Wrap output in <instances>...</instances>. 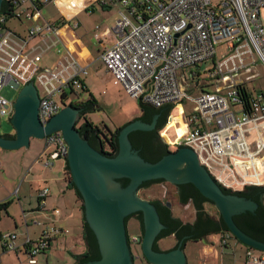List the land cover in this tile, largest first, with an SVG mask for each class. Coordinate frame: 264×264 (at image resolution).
Returning a JSON list of instances; mask_svg holds the SVG:
<instances>
[{"label":"built area","instance_id":"obj_1","mask_svg":"<svg viewBox=\"0 0 264 264\" xmlns=\"http://www.w3.org/2000/svg\"><path fill=\"white\" fill-rule=\"evenodd\" d=\"M5 1L11 11L10 17L0 14V117H10L13 102L2 95L3 87L33 82L41 89L38 117L45 124L61 108L56 95L67 89L84 88L83 77L88 70L62 43L59 31L63 27L46 19L42 9L50 4L69 15L91 9L77 0ZM26 2L29 6L23 7ZM93 3L105 8L118 3L122 7L118 9L115 25L109 28L115 34L114 40L104 43L97 34L103 48L99 57L114 82L122 85L131 97L141 96L156 107L170 104L179 111L185 137L177 138L173 145L191 147L199 163L224 188L236 191L244 185H264L257 163V154L264 149V138L259 132L264 127V97L262 93L253 95L247 110L238 91L246 83L239 77L241 69L245 73L250 70L255 54L264 63V0H94ZM11 17H24L32 22L23 36L6 26ZM67 26L75 28L77 23ZM220 44H225L227 50L216 59ZM51 48L57 54L64 52L53 69L41 65L42 56ZM209 59L212 66L200 77L194 66L200 67ZM211 80L217 84L215 91L201 88ZM64 102L61 98V103ZM183 103L191 106L189 113L181 106ZM44 141L53 147L50 158L65 159L67 144L61 131L48 134ZM49 164L46 159L44 165ZM46 193L44 189L39 195ZM44 204L43 201L41 206ZM47 236L44 231L38 241L26 240L29 264H38L35 256L47 248ZM220 236L229 238V234ZM2 237L6 248L19 250L16 233H5ZM130 241L139 243L141 238L134 236ZM225 243L223 240L222 244ZM246 258V264H264V255L258 256L250 248L246 250Z\"/></svg>","mask_w":264,"mask_h":264},{"label":"water","instance_id":"obj_2","mask_svg":"<svg viewBox=\"0 0 264 264\" xmlns=\"http://www.w3.org/2000/svg\"><path fill=\"white\" fill-rule=\"evenodd\" d=\"M3 2L5 0H0V10ZM39 99L38 89L33 82L21 87L9 114L13 132L0 133V148L27 147L32 138L44 139L52 132L61 131L67 144L65 159L71 178L68 184L74 185L82 196L85 218L95 233L101 255L98 260L82 264H134L135 256L129 248L125 218L138 211L143 221L140 257L149 264H186L182 240H176V247L169 250L153 249L155 239L164 225L153 203L138 194V187L147 180L155 179L166 180L174 185L192 183L204 197L213 202L236 239L264 252V242L243 232L233 221L236 214L254 211L257 203L236 194H225L221 185L199 163L191 147L180 145L153 163L145 161L132 148L129 133L154 129L157 116L153 117L151 123L136 119L125 124L117 136L118 150L111 155L95 149L80 134L77 127L80 114L76 107L62 103L58 112L42 124L38 117ZM120 178L129 181L121 186L118 182ZM166 206L171 208L168 201Z\"/></svg>","mask_w":264,"mask_h":264},{"label":"crops","instance_id":"obj_3","mask_svg":"<svg viewBox=\"0 0 264 264\" xmlns=\"http://www.w3.org/2000/svg\"><path fill=\"white\" fill-rule=\"evenodd\" d=\"M77 1L83 6H89L91 11L86 12L85 10H81L75 15L70 14V16L69 14L62 13L58 16L57 20L54 22L59 27H63L62 30L59 31V37L62 43L69 48L73 57L81 65L85 66L87 70L95 64L96 59H98L105 68L99 57L103 49L102 45L99 43V38L101 41L103 39L111 43L114 40L115 34L112 33L108 27L100 28L96 25L95 28L99 29H95L94 37H96L94 40L98 45V55L97 58H91L89 52H87L88 49L86 44L81 42L80 36L74 34L73 31L76 28H81L82 23L79 21L75 22L77 23L75 28H68L67 25L72 24L70 21L78 15L91 16L101 7L93 3L94 0ZM37 21L40 22V18ZM30 24H32V22H29L28 26ZM97 34L99 38H97ZM38 41L39 39L36 38L35 42ZM77 42L80 43L79 47L76 46ZM44 56L55 63V59L53 60V56H55L54 48H51L42 56V66ZM106 72L112 78L113 84L120 85L114 82L113 76L109 71L106 70ZM216 86L217 84L214 81L205 82V84H202L201 88L215 91ZM59 94L60 97L63 95V93ZM65 94H67V91H65ZM66 99L64 100L66 101ZM69 102L70 101L64 103L69 105ZM261 136L264 138V134ZM32 139L27 147H20L17 149L0 148V169H2V171H0V190H8L7 192L9 193V198H7L6 193H4V198L0 200V218H5V221L9 222V224L0 227V264H29L26 251V240L28 239L30 242H36L43 236L44 231L48 232V245L45 250L35 256L38 264H41L39 261L40 257H44L45 264H74L75 260L72 255L83 253L86 247L82 238V218L79 201L74 190L68 184L69 180L65 174V159L50 158L53 147L47 146L45 141L41 146H38ZM46 159L50 160L48 166L44 165ZM257 163H259L258 168L264 183V149L257 154ZM44 189H47V193L44 196H40L39 192ZM43 201L45 204L41 206ZM55 210H57V212ZM20 214L23 215L24 224L22 223ZM71 222L76 225L74 235L69 234L68 226ZM9 232L16 233L17 237L15 242L19 245V250H11L3 245L4 241L2 236ZM220 234H215L219 236L220 241L216 239V241H207V244H205L204 250L207 254V264H223L220 252L223 249V240H226L227 243L228 238L221 237ZM169 236L172 237L173 235ZM176 243L177 241H175L174 245ZM187 243L188 241L185 242L183 247L184 250ZM227 245L232 249L231 251L234 254L240 247V244L235 240H229ZM158 246L161 250L169 249L162 248L160 242ZM247 249L248 248L244 247L245 253ZM55 253L57 255H55ZM58 258H60L61 261H58Z\"/></svg>","mask_w":264,"mask_h":264},{"label":"rangeland","instance_id":"obj_4","mask_svg":"<svg viewBox=\"0 0 264 264\" xmlns=\"http://www.w3.org/2000/svg\"><path fill=\"white\" fill-rule=\"evenodd\" d=\"M29 4L26 2L23 4V7H28ZM122 8L118 3H112L107 8L102 9L98 8L91 16L78 15L76 18L70 21V25H74L75 22L79 21L82 23L81 28L74 29V34L80 36V41L86 44L87 49L91 58H97L98 55V45L94 40L95 34V26H99L100 28H111L115 25V22L118 18V9ZM62 11L54 9L51 5H47L42 14L46 17V19L50 21H56L58 16H60ZM71 14V13H70ZM76 13H72L71 15H75ZM70 15V16H71ZM29 22H27L26 18H8L6 22V26L13 30L15 33L19 35H24L26 32V28ZM57 25V24H56ZM109 38V37H108ZM104 42H107L106 40ZM108 44V42H107ZM80 43L77 42L76 46L79 47ZM227 47L225 44H220L216 48V59H220L222 55L226 52ZM64 52L60 54H56L53 56V60L55 61L58 58L63 57ZM255 62H252L251 59H247V62L251 61L250 70L245 73L243 69H241V74L239 77L246 81V84L250 91L254 93H263L264 95V63L258 57L257 54L254 55ZM250 64V63H249ZM248 64V65H249ZM43 66L53 69L55 66L54 61L46 58H43ZM212 66V60L209 59L205 63H201L200 67L194 66L196 68V72L200 77L204 76V71ZM186 73L189 71V68L185 69ZM238 78V76H236ZM209 82H213L212 80ZM84 88H74V91L67 89V99L66 102H79L84 101L90 97H93L97 103L99 104V109L90 111L86 113L85 117H81L77 120V125H80L85 119L91 121L93 124L98 125L105 133H108L107 129L114 130L117 126L124 124L126 121H130L133 117L139 115V105L138 99L131 97L129 94H126L120 85H115L112 82V78L109 74H107L106 69L103 67L102 63L96 59L95 64L92 65L88 69V74L83 77ZM38 94H41V89L38 83H35ZM208 87V86H207ZM21 87H10L9 85H5L2 89V95L7 98L14 100L18 95ZM56 100L62 106L61 97L58 93L56 95ZM186 113L190 112L191 106L187 103H183L181 105ZM175 109L171 112L168 117V121L166 126L161 128L160 134L164 138V141L171 147L176 148L173 145V142L179 138V140H183L185 137V128H184V120L181 116H179V111L175 113ZM172 116H174L172 118ZM181 117V118H180ZM172 118V119H171ZM171 123V124H170ZM170 125V126H167ZM13 132L12 126L9 122L8 116L3 115L0 117V133L1 134H9ZM260 135L264 134V127L259 128ZM33 142L37 143L38 146L43 144L44 139H32ZM2 171V169H0ZM8 190H0V200L4 198V193H6V197L9 198ZM141 197L146 198L148 200L151 199H160L162 201H168L171 204V210L174 216L179 217L183 221H192L194 218V209L191 204L182 205L178 202L177 193L175 190V185L168 182L162 181L158 183H153L148 186L147 189L140 191ZM5 197V198H6ZM16 201V200H15ZM35 202V200H34ZM17 204V202H16ZM208 209L214 212V209L208 206ZM26 214V213H25ZM21 215L22 223L24 224L23 215ZM0 227L2 225L9 224L8 221H5V218H0ZM26 219V218H25ZM20 222V220H19ZM76 225L71 222L68 226L69 234L74 235V229ZM127 233L130 238L134 236L140 235V223L139 220L135 217H130L127 219ZM219 240V236L215 234L208 235L207 237L198 240V241H188L187 246L185 248V254L187 258V264H207L206 258L207 254L205 253V244L207 241H216ZM229 240H234L229 237ZM175 239L172 236L164 237L160 242L162 248H171L175 243ZM220 241V240H219ZM227 242V243H228ZM239 249L236 253H232V249L230 247H222L221 250V260H223V264H246L247 258L244 250V245L241 243ZM230 245V244H229ZM254 253L258 256L263 255L264 253L252 249ZM133 255L135 256L134 264H149L146 260L139 254V247H133ZM61 254V253H60ZM55 255H57L55 253ZM139 255L137 258L136 256ZM60 256V255H59ZM61 261L60 258L57 259ZM40 263L45 264L44 257H40Z\"/></svg>","mask_w":264,"mask_h":264},{"label":"trees","instance_id":"obj_5","mask_svg":"<svg viewBox=\"0 0 264 264\" xmlns=\"http://www.w3.org/2000/svg\"><path fill=\"white\" fill-rule=\"evenodd\" d=\"M101 8L105 9V7ZM10 11L11 9L9 8L7 2H3L0 14L5 15L6 17H10ZM70 90L73 91L72 89ZM238 91L240 100L244 105V108L249 110L252 96L259 94L250 91L246 83H242ZM67 96L68 94L66 95L64 93L62 95V98L66 99ZM69 103V105L79 109L80 117H85L86 113L99 109V104L93 97H90L84 101H70ZM139 108V115L133 117V119H131L130 121L139 119L143 122L151 123L153 117L157 116L156 125L152 130H135L130 132L128 135L129 140L131 142L132 148L137 150L139 155L145 161L153 163L159 160L165 154L179 147L177 145H174L176 146V148L169 146L160 134V130L161 128L166 126L168 117L171 114L174 106L169 104L156 107L147 103L142 98H139ZM175 111L177 112V110ZM173 117L174 116H172V118ZM128 122L117 126L114 130L107 129L108 133H105L98 125L93 124L91 121L85 119L80 125H78V129L80 131V134L84 138H86L89 144L95 149H97L96 147L99 145V143H101L102 146L105 144L109 149V152H105L114 155L118 150V133L120 129ZM65 174L67 175V179L70 180V172L66 159ZM118 181L121 182L122 186H125L129 180L127 178H120L118 179ZM162 181V179L147 180L143 183V185L148 187L153 183ZM176 187L179 189L177 190L178 202L182 205L191 204L194 209V218L192 221L185 222L179 217L173 215L171 208H168L166 206L167 201L152 199L151 202L158 212L160 222L164 225V228L161 229L155 239V242L153 244L154 250L160 251L161 249L158 246V241L169 235L175 236L178 241L182 240L184 247L186 241H198L207 237L208 235L220 233L229 234V237L233 238L236 242L241 243L246 248L253 249L240 242L230 233L222 216L213 205V202L204 197L192 183H182L176 185ZM71 188L74 190V193L79 201L82 218V238L86 247L83 253L72 255L75 260L74 264H82L87 261L98 260L101 257L99 245L94 231L91 229L85 218L82 196L74 185H71ZM221 188L225 194H236L238 196L245 197L246 199L253 200L257 203V208L254 211H245L240 214H236L233 216V221L243 232L257 240L264 242V185H248L239 191H232L222 186ZM208 206L212 207L214 209V212L210 211L208 209ZM130 217H135L139 220V238L142 239L143 221L141 212H135L125 218L126 228L127 219H129ZM176 245L171 248L176 247ZM223 247L227 248L229 246L227 245V243H225L223 244Z\"/></svg>","mask_w":264,"mask_h":264},{"label":"flooded vegetation","instance_id":"obj_6","mask_svg":"<svg viewBox=\"0 0 264 264\" xmlns=\"http://www.w3.org/2000/svg\"><path fill=\"white\" fill-rule=\"evenodd\" d=\"M81 118V117H80ZM8 119H9V116H8ZM77 127H78V125H77ZM104 147V148H103ZM97 149H99V150H101V151H103V152H105V151H108L109 152V149L107 148V146L104 144L103 146L101 145V143H99V145L96 147ZM164 181V180H163ZM119 183H120V185L122 186V184H121V182L120 181H118ZM144 183V182H143ZM143 183L141 184V185H139V187H138V194L141 196V194H140V191L141 190H145V189H147L148 187H146V186H144L143 185ZM245 188V187H244ZM175 190H176V193H177V190H179L177 187H176V185H175ZM178 199V198H177ZM150 201H152V199L150 200ZM175 237V236H174ZM175 239L177 240V238L175 237ZM128 243H129V248H130V250H131V252H133V247H139V250L141 249V241L139 242V243H132L131 241H130V237L128 238ZM141 253V252H140ZM133 254V253H132Z\"/></svg>","mask_w":264,"mask_h":264}]
</instances>
